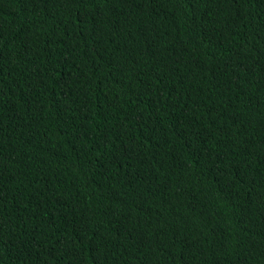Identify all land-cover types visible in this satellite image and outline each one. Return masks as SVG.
I'll use <instances>...</instances> for the list:
<instances>
[{"label": "trees", "instance_id": "1", "mask_svg": "<svg viewBox=\"0 0 264 264\" xmlns=\"http://www.w3.org/2000/svg\"><path fill=\"white\" fill-rule=\"evenodd\" d=\"M0 264H264V0H0Z\"/></svg>", "mask_w": 264, "mask_h": 264}]
</instances>
